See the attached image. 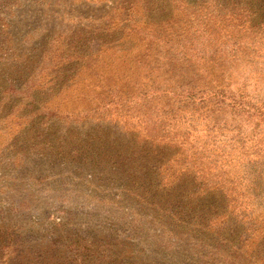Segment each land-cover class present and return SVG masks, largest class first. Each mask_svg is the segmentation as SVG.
I'll use <instances>...</instances> for the list:
<instances>
[{"label": "rangeland", "instance_id": "rangeland-1", "mask_svg": "<svg viewBox=\"0 0 264 264\" xmlns=\"http://www.w3.org/2000/svg\"><path fill=\"white\" fill-rule=\"evenodd\" d=\"M219 1L0 0V264H264V24Z\"/></svg>", "mask_w": 264, "mask_h": 264}, {"label": "trees", "instance_id": "trees-1", "mask_svg": "<svg viewBox=\"0 0 264 264\" xmlns=\"http://www.w3.org/2000/svg\"><path fill=\"white\" fill-rule=\"evenodd\" d=\"M227 1V2H225ZM200 4V3H198ZM218 4H221L222 7H224L225 9H228L226 11H232L233 13H238L240 11L246 13V15H248L249 21L251 22V25H253V21H258V25L264 24V0H220L219 2H217V6ZM202 10V9H200ZM219 10V9H218ZM216 10L211 8V10H209L207 13H205L204 15H202L201 17H199V21H202L204 19V21L202 22L204 26H201L200 29V38L198 40H195L197 43H202V42H211L212 40V35L213 36H217L221 31L223 32V28L227 25V23H229V27L232 26L236 27L239 25H242L241 21H243V18H241V13L240 15H231L230 19L226 18L225 16H222V20L220 21L222 24L218 25V23L216 21H218L217 18L220 17L219 14H217L215 12ZM220 11V10H219ZM223 20H227V21H223ZM164 22V20L162 21ZM165 22L169 23V20H165ZM257 23V22H256ZM217 27V28H216ZM224 35H228V34H224ZM235 46V44H234ZM4 89H2L3 91ZM184 93V91H183ZM14 94H17L14 93ZM30 97V96H28ZM37 103V101H35ZM43 102H40L38 104H41ZM32 105H36L35 103H32ZM56 118L58 119V116L53 115L49 118L50 122L53 121H57ZM93 166V165H91ZM91 168H95V167H91ZM92 169V170H93ZM136 186L139 189H143V192L145 194H147L146 192L148 191V189L146 190V192L144 191V185H141L140 183H136ZM146 189V188H145ZM146 198V197H143ZM149 204V201H148ZM176 217V216H174ZM184 217H177L176 220H172L173 223L176 225L177 228H183L186 229L185 224H187V221L183 219ZM190 225V224H188ZM4 248V247H3ZM74 249V247L72 248ZM68 261V260H67ZM69 263V262H68ZM99 264H105V263H99Z\"/></svg>", "mask_w": 264, "mask_h": 264}]
</instances>
